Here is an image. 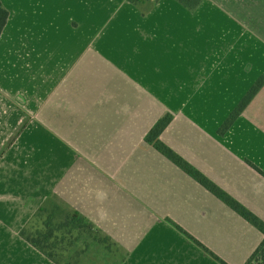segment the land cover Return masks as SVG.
Here are the masks:
<instances>
[{
	"label": "crops",
	"instance_id": "obj_1",
	"mask_svg": "<svg viewBox=\"0 0 264 264\" xmlns=\"http://www.w3.org/2000/svg\"><path fill=\"white\" fill-rule=\"evenodd\" d=\"M0 1V264H246L264 235L146 137L172 115L161 142L264 223V84L219 134L264 0Z\"/></svg>",
	"mask_w": 264,
	"mask_h": 264
},
{
	"label": "trees",
	"instance_id": "obj_2",
	"mask_svg": "<svg viewBox=\"0 0 264 264\" xmlns=\"http://www.w3.org/2000/svg\"><path fill=\"white\" fill-rule=\"evenodd\" d=\"M143 0H129V2L137 4L142 2ZM186 6L189 9H194L202 0H177ZM9 18V12L5 9L0 1V36L7 24ZM264 84V78H261L247 93V95L243 98L240 104L236 107V109L231 113L229 118L223 124V126L219 129V134L223 135L225 132L231 127V125L237 120L243 110L248 106L251 100L255 97V95L260 90L261 86ZM173 117L172 115H165L161 118L156 125L151 129L146 137L147 143L153 145L160 153L166 156L169 160L179 166L182 170H184L187 174L191 175L195 178L201 185L215 194L218 198L224 201L228 206H230L233 210H235L240 216H242L245 220L255 226L263 235H264V223L254 214L245 209L242 205H240L237 201L229 197L225 192L219 189L216 185H214L209 179L195 170L192 166H190L185 160H183L179 155H177L174 151H172L169 147H167L160 140V136L163 131L167 128V126L171 123ZM261 174L262 171L255 168ZM264 175V174H263ZM73 220V219H72ZM73 222L83 228L86 225H82L81 221L78 219H74ZM215 259L219 260L222 264H226L221 261L214 254H211ZM258 259L260 264H264V238L257 250L251 255L246 264H253V262Z\"/></svg>",
	"mask_w": 264,
	"mask_h": 264
},
{
	"label": "rangeland",
	"instance_id": "obj_3",
	"mask_svg": "<svg viewBox=\"0 0 264 264\" xmlns=\"http://www.w3.org/2000/svg\"><path fill=\"white\" fill-rule=\"evenodd\" d=\"M253 264H260V262H259L258 259H256V260L253 262Z\"/></svg>",
	"mask_w": 264,
	"mask_h": 264
}]
</instances>
